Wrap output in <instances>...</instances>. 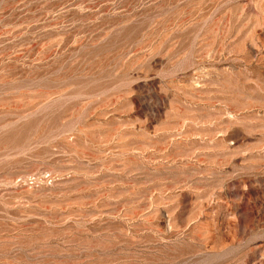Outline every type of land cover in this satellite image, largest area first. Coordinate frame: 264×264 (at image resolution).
I'll use <instances>...</instances> for the list:
<instances>
[{
    "label": "rangeland",
    "instance_id": "374dc122",
    "mask_svg": "<svg viewBox=\"0 0 264 264\" xmlns=\"http://www.w3.org/2000/svg\"><path fill=\"white\" fill-rule=\"evenodd\" d=\"M0 264H264V0H0Z\"/></svg>",
    "mask_w": 264,
    "mask_h": 264
}]
</instances>
